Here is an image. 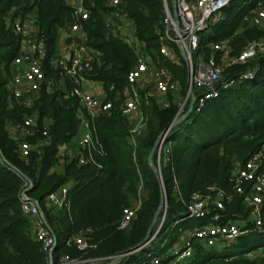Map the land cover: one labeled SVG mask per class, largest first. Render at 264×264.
<instances>
[{"label":"trees","instance_id":"trees-1","mask_svg":"<svg viewBox=\"0 0 264 264\" xmlns=\"http://www.w3.org/2000/svg\"><path fill=\"white\" fill-rule=\"evenodd\" d=\"M258 2L264 8V0H231L221 9L219 18L201 32L195 56H214L219 61L220 53L211 43L227 39L230 55L234 56L247 42L262 37L264 31L251 22ZM83 3L88 10L87 19L82 21L85 44L94 51L84 76L101 83L106 100L112 104L92 118L94 145H79L69 151V143L81 133L80 105L68 94L74 86L72 80L65 78L63 85H58V70L51 66V60L59 55L60 30L74 20L73 7L67 0H0V264H46V253L21 209L20 194L26 183V194L39 203L57 241V255L80 256L73 245H66V240L87 231L92 247L85 257L104 259L103 264L137 247L153 223L163 186L166 211L162 226L152 241L118 264H151L148 253L158 258L159 264L170 262L174 260L170 251L183 245L181 232L192 231L207 219L188 216L190 196H205L210 188H216L230 197L221 212V222L238 221L249 232L222 246L204 247L194 241L192 255L175 264H264V256H247L264 245V232L251 224L230 181L235 164L264 145V58L225 67L222 81L234 79V83L220 86L217 96L198 111L193 107L186 118L168 130L153 157L154 164L159 157V181L148 161L149 152L158 136L187 109L186 104L183 110L179 107L187 91V65L177 45L165 38L163 0ZM120 12L133 20L141 54L150 64L167 67L179 84L178 91L156 97H145V91L138 89L144 124L133 134L120 105L137 53L116 31ZM26 14L36 15L46 48L41 66L47 79H53L50 86L41 85L31 106L15 102L7 85L20 46L19 35L7 21ZM161 38L173 50L175 59L160 53ZM248 71L252 77H240ZM27 116L33 118L32 135L14 130ZM23 140L31 145L25 156L20 150ZM63 145L66 151L60 157L58 146ZM81 156L92 160L80 163ZM62 186L67 187L65 204L59 209L48 208L47 196ZM126 208H134L135 215L126 228L120 229ZM161 217L162 212L152 236Z\"/></svg>","mask_w":264,"mask_h":264},{"label":"built area","instance_id":"built-area-1","mask_svg":"<svg viewBox=\"0 0 264 264\" xmlns=\"http://www.w3.org/2000/svg\"><path fill=\"white\" fill-rule=\"evenodd\" d=\"M231 0H174L173 3L177 11V19L172 15L167 0H163L165 38L174 42L186 63L189 81L187 83V93L185 99L179 103L180 110L183 108L188 97L193 99V107L198 111L208 99L218 95L220 86L228 87L234 83V79L222 81L225 67L235 64L246 63L255 58H264V34L258 39L247 42L237 55H230V47L227 39L211 43L212 48L220 53L219 61L214 56L204 59L197 55L193 60L194 53L199 45L201 32L208 28L213 21L212 15L219 13L227 6ZM73 7L74 20L65 29H61L58 37H63L62 43L66 51L62 55L51 60V66L58 70V85H63L65 78H69L74 86L69 90V95L78 99L80 110L81 135L79 145L91 147L94 145L95 133L92 118L98 111H104L111 107V100L103 97L86 86L87 83H94L85 78L84 73L90 68L94 58L92 51L85 43L86 37L82 30V21L87 19L88 10L83 0H67ZM112 4H118V0H112ZM121 23L117 25L116 31L120 38L126 41L137 53V61L134 67L128 72L127 86L123 90V101L120 105L121 113L127 117L131 124V133L144 124L141 114V96L138 89L145 91V97L164 95L167 92H176L179 89L177 80L173 79L171 72L164 65L150 64L146 57L141 54L140 46L135 41L133 20L125 13L120 12ZM219 15L216 17L218 18ZM252 24L264 31V8L258 2L251 17ZM7 23L12 30L20 37L19 52L12 60V73L8 80V89L12 99L18 104L31 106L37 92L42 84L50 86L52 80H48L41 66L42 59L46 55L45 40L41 33L35 14L17 16ZM112 26V23H109ZM70 39V42H67ZM159 51L165 57L173 55V50L164 42L163 38ZM57 41V43H58ZM65 43H70L66 45ZM225 61V63H223ZM243 78L252 77V72L248 71L240 75ZM222 82V83H221ZM111 88V87H110ZM192 89V95L189 89ZM107 95V93H106ZM161 102L167 105L165 98ZM33 118L27 116L21 123H18L14 130H21L25 134L32 135ZM44 134L46 132H43ZM165 139V136H164ZM164 141V140H163ZM162 141V143H163ZM162 146V144H161ZM31 145L28 141L20 142L22 156L27 155ZM161 148V147H160ZM66 147L58 146V156L65 154ZM168 151V150H167ZM159 158V157H158ZM91 157H79L80 163L91 161ZM264 145L253 152L245 161L237 162L232 170L231 179L235 194L241 197V202L248 211V218L254 228L264 232ZM26 189L20 194L21 209L29 218L32 225L34 238L40 242L46 253V264H103L104 259L88 258L85 255L92 246L89 244V231L72 236L66 240V245H73L81 255L71 257L66 254L57 255L55 238L48 228L46 218L41 209L27 194ZM210 194H192L186 211L189 217L204 219L205 223L190 231V235L184 239L183 245L177 247L170 253L174 260L165 264H175L185 260L192 255V244L198 241L204 247L222 246L226 242H233L238 237L249 232L246 227L241 226L238 221L222 223L221 212L224 210L225 202L230 201V197L221 189L210 188ZM67 187L62 186L55 192L50 193L46 198L48 208L59 209L65 204ZM165 211L158 221L156 233L152 236V241L163 224ZM210 213V214H209ZM135 215L134 208H126L119 228L124 229ZM182 233V232H181ZM167 240L162 244L164 246ZM247 256H264V245L250 251ZM146 258L151 264H159L160 260L154 258L150 253ZM115 258H112V261ZM110 264V263H109ZM145 264V263H142Z\"/></svg>","mask_w":264,"mask_h":264},{"label":"water","instance_id":"water-1","mask_svg":"<svg viewBox=\"0 0 264 264\" xmlns=\"http://www.w3.org/2000/svg\"><path fill=\"white\" fill-rule=\"evenodd\" d=\"M174 0H172V3H173ZM172 15L175 19H177V11H176V7L173 3V9H172ZM185 62L187 63L188 60L184 59ZM189 81V74L187 73V83ZM192 89L190 88L189 89V93L192 95ZM193 108V99L191 97V100L188 104V107L186 109V111L180 115V116H176L174 118V120L171 122V124L167 127V129H165L157 138V141L155 143V145L152 147L151 151L149 152V155H148V161L150 163V166L151 168L154 170V172L156 173V176L157 178L159 179V181H161V176H160V171H159V159L157 158L156 160V164L153 163V157H154V152L155 150L157 149L158 151L160 150V147H161V144H162V141L164 140V136L166 135V133L168 132V130L174 125L176 124L178 121L186 118L188 116V114L191 112ZM162 186V185H161ZM36 205L39 209L40 206H39V203L36 201ZM166 209V195H165V191H164V188L163 186L161 187V198H160V206L154 216V220H153V223L151 224L146 236H145V239L135 248H132L130 250H128L127 252L119 255L118 257H116L110 264H118L119 262H121V260H123L126 256L130 255V254H133L139 250H141L143 247H145L151 240L152 238V230L158 220V217L160 215L161 212H163L164 210ZM57 244V241L55 239V243L54 245L56 246Z\"/></svg>","mask_w":264,"mask_h":264},{"label":"crops","instance_id":"crops-1","mask_svg":"<svg viewBox=\"0 0 264 264\" xmlns=\"http://www.w3.org/2000/svg\"><path fill=\"white\" fill-rule=\"evenodd\" d=\"M62 40H63V37L59 39L58 41V46L60 45L62 48L64 47V43H62ZM86 86L88 88H90L93 92L105 97L106 96V91L105 89L103 88V86L101 85V83H98V82H94V83H87ZM81 135V133H80ZM80 135L73 138L71 140V142L69 143L68 145V149L69 151H72V149H77L79 147V138H80Z\"/></svg>","mask_w":264,"mask_h":264},{"label":"rangeland","instance_id":"rangeland-1","mask_svg":"<svg viewBox=\"0 0 264 264\" xmlns=\"http://www.w3.org/2000/svg\"><path fill=\"white\" fill-rule=\"evenodd\" d=\"M167 1H168V3H169V7H170V10H171V12H172V9H173V3H172V0H167ZM218 15H219V13H217V12L214 13V14L212 15V18H211V19H212V20H215L216 17H217ZM218 18H219V17H218ZM58 48H59V54H60V55H62V54L66 51V48H64V47L62 48L60 45L58 46ZM196 57H197V55L195 56V54L192 53V58H193V60H195ZM171 58H172V59H175L174 54L171 55ZM223 63H225V61H223ZM187 73H188V69H187ZM142 90H143V89H142ZM186 93H187V92H186ZM185 97H186V94H185ZM185 97L183 98V100L185 99ZM183 100H182V101H183ZM190 100H191V98L188 97L187 100H186V102H185V104L187 105V107H188V104H189ZM182 101H181V102H182ZM140 102H141V100H140ZM185 104H184L182 110L184 109ZM141 116H142V113H141L140 116H138L137 118L139 119V118H141ZM190 232H191V231H190ZM188 235H190L189 232H184V231H182V233H181V240L184 241V239L187 238Z\"/></svg>","mask_w":264,"mask_h":264}]
</instances>
